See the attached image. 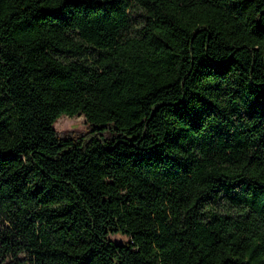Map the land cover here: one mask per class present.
Masks as SVG:
<instances>
[{"label": "trees", "instance_id": "16d2710c", "mask_svg": "<svg viewBox=\"0 0 264 264\" xmlns=\"http://www.w3.org/2000/svg\"><path fill=\"white\" fill-rule=\"evenodd\" d=\"M0 264H264V0H0Z\"/></svg>", "mask_w": 264, "mask_h": 264}, {"label": "rangeland", "instance_id": "374dc122", "mask_svg": "<svg viewBox=\"0 0 264 264\" xmlns=\"http://www.w3.org/2000/svg\"><path fill=\"white\" fill-rule=\"evenodd\" d=\"M55 129L59 136L66 137L70 136L73 138H88L90 134L89 126L86 123V120L82 116H77L74 118L70 117H62L60 118L56 124ZM112 240L115 243H123L126 241V238L122 237H112Z\"/></svg>", "mask_w": 264, "mask_h": 264}]
</instances>
